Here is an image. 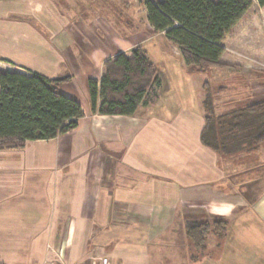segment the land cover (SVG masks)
Returning a JSON list of instances; mask_svg holds the SVG:
<instances>
[{"label": "crops", "instance_id": "0c3cea01", "mask_svg": "<svg viewBox=\"0 0 264 264\" xmlns=\"http://www.w3.org/2000/svg\"><path fill=\"white\" fill-rule=\"evenodd\" d=\"M8 1L0 0V73L70 76L60 91L84 115L54 139L0 151V264H52L59 255L68 264H91L97 255L111 264H264L254 243L264 235V143L239 155L238 173L202 144L211 73L193 71L158 32L178 61L158 60L154 105L131 116L93 113L89 80L149 34L128 21V0L122 8L117 0ZM143 7L145 29L155 32ZM233 30L220 59L230 66L217 68V84L242 108L264 100V84L250 82L251 67L227 55ZM217 218L229 221L227 235H211L194 260L185 223Z\"/></svg>", "mask_w": 264, "mask_h": 264}, {"label": "trees", "instance_id": "16d2710c", "mask_svg": "<svg viewBox=\"0 0 264 264\" xmlns=\"http://www.w3.org/2000/svg\"><path fill=\"white\" fill-rule=\"evenodd\" d=\"M256 1L264 8V0ZM253 4L254 0H144L155 32L164 31L167 40L179 47L186 65L199 73L229 67L220 62L223 42ZM69 80L70 76L48 78L36 72L0 73V151L22 149L28 142L54 139L77 127L83 108L60 91ZM160 85L158 69L142 46L120 52L105 61L100 80H89L92 112L134 115ZM204 90L203 145L234 155L264 143V100L217 114L214 87L205 82ZM228 224L225 218L188 220L185 232L195 249L192 258L198 260L206 253L211 235L222 241Z\"/></svg>", "mask_w": 264, "mask_h": 264}, {"label": "rangeland", "instance_id": "374dc122", "mask_svg": "<svg viewBox=\"0 0 264 264\" xmlns=\"http://www.w3.org/2000/svg\"><path fill=\"white\" fill-rule=\"evenodd\" d=\"M11 1L13 2V0H9L8 2H10V4H11ZM110 1H112V0H110ZM122 1L123 0H121V1L117 0V6H119V7L121 6V8H122V6H123ZM143 4H144V0H128V21H131L132 24L135 25V27L138 26L136 30H141V31L147 30L148 31L147 33H149L148 35L143 34V33L139 34V36L147 35L142 40L144 42L141 41V43L144 45H140V46H142L144 48L148 59L150 60V62H152L154 65H156V67L158 65V63H157L158 60H162L163 57L170 59V60H174V58H175V63H176L178 61V59H177L176 55H173L171 53V52H173V53L177 52V50L173 47V45H169V43L167 41L162 39V37L159 33L151 31V29H149V27H147V29H145V26H147V24L145 23L146 19H145ZM122 12H126V11H122ZM134 25H133V28H134ZM133 28H131V29H133ZM131 29H130V27H128V32H131ZM147 47L156 48V51H154L152 49L149 50ZM227 49H228L227 55H233L235 57H239L241 60L245 61L246 65L248 64L251 67L249 69L250 72L247 73V75L249 76L248 78H249L250 82L254 83L255 85L264 84V77H263L264 76V74H263L264 73V8L261 7L260 5H258L256 0H254V4H253L252 8L248 11V13L244 16V18L239 22V24H237V26H235V29L233 30L231 35H229V37H228V48ZM241 55H243L244 58H242ZM248 57H250V60H248ZM222 64H224V63H222ZM174 65H176V64H174ZM227 66H230V65L228 64ZM217 68L218 67L211 68L210 71H208V72L211 73V77H212L211 81L214 85L213 96H214V102H215V112L217 114H221V113L229 111L228 109H234L235 106H233L234 105L233 103L228 102V96H227L228 93L221 94V92L219 90H217L218 89L217 80H219L220 72H221L220 70H217ZM226 68L228 69V67H226ZM234 68L236 69V67H234ZM103 69H104V66H103ZM103 69H102V73H103ZM193 71H195V70H193ZM261 72H263V73H261ZM201 73L204 74L203 72H201ZM259 73L261 75H259ZM62 76H65V75H62ZM259 81H261V82L259 83ZM232 96H233V94L230 95V98H232ZM148 100H150V102H148L149 106H153L155 103V100H156V93L153 92V94L150 95ZM226 103H227V105H226ZM244 153L245 152L237 153L238 155L237 154L232 155V154H223V153L218 152V154L221 157L222 164L227 166L228 168H230V171L233 173H238L241 171L235 165V163L240 164L238 162L239 159H241V160H243V159L239 158V155H242ZM237 157H238V159H237ZM254 161L252 160V163L251 162H246V163L244 162L245 163L244 165L250 164V166H251V164H254V165L257 164V161L256 160H254ZM258 180H259L258 186L263 188L264 182L263 181L260 182V179H258ZM119 208L120 207H118V210H119ZM124 210L128 216V205H126V207H124ZM125 220L128 222V218H125ZM242 241H245V240H241V241L237 240V242H234V243H238L239 245H241ZM254 243H255L256 248L257 249L259 248V250H260L259 252H261V253H259V257L262 256L263 255L262 253H264L263 252V250H264V235L257 236L254 240ZM243 245L245 246V244H243ZM244 248H251V245H249L248 247H244ZM57 254H59V253L54 252L53 256L55 257ZM59 256H56L55 258H53L52 264H68L62 257L60 258ZM104 258H107V257H103L102 255H100V256L97 255V256H94V258H93L94 260L90 259L88 261L91 262L93 260V262L91 264H101L102 260ZM183 258H185V257L183 256ZM46 264H50V262H46ZM80 264H82V263H80ZM110 264H111V262H110Z\"/></svg>", "mask_w": 264, "mask_h": 264}, {"label": "built area", "instance_id": "2783aa9c", "mask_svg": "<svg viewBox=\"0 0 264 264\" xmlns=\"http://www.w3.org/2000/svg\"><path fill=\"white\" fill-rule=\"evenodd\" d=\"M101 264H110V261L108 258H104Z\"/></svg>", "mask_w": 264, "mask_h": 264}]
</instances>
